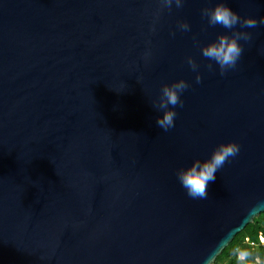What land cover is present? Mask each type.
Returning <instances> with one entry per match:
<instances>
[{
    "label": "water",
    "instance_id": "1",
    "mask_svg": "<svg viewBox=\"0 0 264 264\" xmlns=\"http://www.w3.org/2000/svg\"><path fill=\"white\" fill-rule=\"evenodd\" d=\"M210 2L161 9L153 31L158 0H0V264H212L264 212V25L221 76L200 54L223 31ZM179 78L164 132L152 101ZM229 140L238 155L189 198L176 169Z\"/></svg>",
    "mask_w": 264,
    "mask_h": 264
},
{
    "label": "clouds",
    "instance_id": "2",
    "mask_svg": "<svg viewBox=\"0 0 264 264\" xmlns=\"http://www.w3.org/2000/svg\"><path fill=\"white\" fill-rule=\"evenodd\" d=\"M160 9L153 14V27L159 18L161 9H171L173 6L180 8L185 0H158ZM201 16L206 18L209 27L223 29L217 33L214 39L200 45V54L205 58L211 69L213 65L218 66L219 74L225 75L228 70L237 66L244 51L243 42H252L253 36L250 29L258 25H264V16L257 19L255 16H241L239 12L230 7L224 0L210 2V6L201 9ZM180 32H189L191 26L187 21L177 24ZM174 34V33H173ZM187 64L196 72V82L199 83L201 76L199 65L192 57H187ZM190 87L188 81L179 78L168 83L165 82L160 94L152 101V107L158 113L156 125L162 131L167 132L175 126L177 106H183L182 94ZM240 143L235 140L221 141L211 153L201 159L195 157L190 163L176 169V178L186 195L194 200L207 199L208 185L216 180V173L238 155ZM260 245L264 246V236L260 238ZM234 264H264V249L251 241L245 240L243 244H234L231 248Z\"/></svg>",
    "mask_w": 264,
    "mask_h": 264
},
{
    "label": "trees",
    "instance_id": "3",
    "mask_svg": "<svg viewBox=\"0 0 264 264\" xmlns=\"http://www.w3.org/2000/svg\"><path fill=\"white\" fill-rule=\"evenodd\" d=\"M264 236V212L257 216L252 223L241 231L226 247L223 252L217 257L212 264H234L231 248L234 244H243L247 238L251 242L259 243L260 237ZM258 248L264 249V246L259 245Z\"/></svg>",
    "mask_w": 264,
    "mask_h": 264
},
{
    "label": "built area",
    "instance_id": "4",
    "mask_svg": "<svg viewBox=\"0 0 264 264\" xmlns=\"http://www.w3.org/2000/svg\"><path fill=\"white\" fill-rule=\"evenodd\" d=\"M260 238H261V237H260ZM246 240H247V241H250L249 238H247ZM254 243H255L257 246H259V245H260V240H259V243H256V242H254Z\"/></svg>",
    "mask_w": 264,
    "mask_h": 264
}]
</instances>
